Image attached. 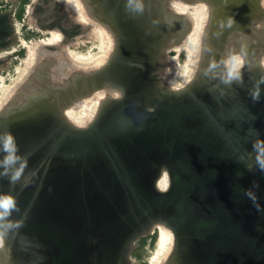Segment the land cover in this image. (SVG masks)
Returning <instances> with one entry per match:
<instances>
[{
    "label": "water",
    "instance_id": "obj_1",
    "mask_svg": "<svg viewBox=\"0 0 264 264\" xmlns=\"http://www.w3.org/2000/svg\"><path fill=\"white\" fill-rule=\"evenodd\" d=\"M181 1L209 11L184 88L157 82L191 26L170 0H84L115 41L108 64L62 85L35 70L0 111L13 264H131L155 222L175 235L167 264H264V0ZM238 52L250 70L227 73ZM96 89L97 117L72 126L62 106Z\"/></svg>",
    "mask_w": 264,
    "mask_h": 264
},
{
    "label": "bare ground",
    "instance_id": "obj_2",
    "mask_svg": "<svg viewBox=\"0 0 264 264\" xmlns=\"http://www.w3.org/2000/svg\"><path fill=\"white\" fill-rule=\"evenodd\" d=\"M59 1L64 3L67 6V8H69L70 11L75 13V15H76L75 18L78 19L79 22L84 23L86 26H89L91 28L90 32H92V35L95 36L98 40H100L99 46L98 45H96V46L102 50V53L94 56L91 52H88L87 54H81L76 49L75 50L67 49L65 51H67L69 53V55H68V59H66L62 56V53H65V51L63 49V48H65L63 45V41L65 39L64 33L62 31H60L59 29H50V32L48 35L49 38H45L42 41L39 40L40 42H37V43H32V44L31 43H28V44L24 43L25 46L28 48V55L23 61L24 66H18V70H17V72L19 73V76L17 78L18 80H16V82L13 86L5 88L6 89L5 96L2 97V100L0 101V106H3L4 102H6L7 99L11 96L13 87H15L16 84H18L20 81H23L26 78V75H27V73H29L30 68H33L34 65L36 66L38 59H39L38 57L40 55H42L41 53L44 51V50L40 49L43 46H55V47L57 46V48L55 50L50 51V54L53 56L54 55H60V58H61L60 61H61L62 65L71 64V62H72V65L74 67L83 68V72L92 73V72H95L97 70H100L101 68H104L108 64V62L111 58V55L114 52V50H113V52L110 54V56L108 58L109 50H111L112 46L115 49V41H114V45H113V39L111 37L110 31L106 27H104V25L101 22L95 20V16H93V14H91V12H89V9L85 5L84 0H82L84 4L80 0H59ZM169 6H171L172 9H174L180 15L186 16L191 22V26L186 30V32H184L185 35L183 36V39L181 40L182 43L180 42L181 43L180 45L176 44V45L171 46L167 49V52L169 49H171L173 47H175L178 52H180L182 49L186 50V60H185L184 66L179 64V65H175V67L174 66L171 67L170 70L165 73V77H163L165 79V82L167 80V82H166L167 84L165 83L163 86H167L169 88H172L171 90L174 89L173 91H175V89L179 90L180 88L188 85L189 82H191V80H193V77H194L196 71L199 70V68H200L198 58L200 55V46H201L202 34L204 32L205 24L209 18L208 17L209 11L207 14V11H206L208 9L207 5H205L204 3H200V2L194 3V4L193 3L189 4V3H185L181 0H170ZM203 24H204V26H203V32H202V25ZM183 29H185V27ZM66 48H67V46H66ZM48 51L49 50H47L46 54L49 55ZM235 57H236L238 63L240 64V59H239L240 57H238L237 55H235L234 58ZM263 57H261L260 62H262V61L264 62ZM107 59H108V61L106 62ZM171 62L175 63L174 59H171ZM103 63H105V64H103ZM163 63H165V66H163L161 68V70H164L163 68L167 66V63H168L167 59H166V61H163ZM238 63L236 65L232 66V67H234V70H229V72L225 69H223V70H225L227 73H230V74H234L235 72H239V70H236V68L239 67ZM101 64H103V65H101ZM98 65L99 66L101 65V66L97 70H94L93 68H96V66H98ZM251 65L252 64H249V66L247 67L245 64L244 70H246V69L250 70L249 67ZM86 66H87V69H89V70L85 69ZM58 67H60V64ZM68 68H70V67H68ZM54 69H56V68H54ZM57 70H60V69H57ZM205 70H207V69L205 68ZM39 71H41V70H39ZM161 73H162V71H161ZM0 81H1L0 82V91H1L3 86H4V83H5L4 77H2ZM157 82L161 85L160 79H158ZM178 86H179V88H178ZM21 89H22V87H21ZM21 89H19V90L17 89V92L15 93V96L13 98L18 97V94L21 93V91H22ZM99 95H102L101 97L103 98L104 92L97 90V89L94 90V93L89 95V96H88V94L77 95L73 99L72 103H65L62 106L63 110H64V115L66 116V118L68 117L67 118L68 120H70L69 118H72V120H74L76 123H79V122L84 123L85 122L83 124V127L86 124L88 125L90 122H92V119H94L99 106H101L102 100H101V98H98V97H100ZM90 97L93 98V100L91 102H89ZM73 103L77 105L75 108L71 107V105H70ZM69 123L71 124V122H69ZM71 125L75 126L73 124H71ZM75 127H77V126H75ZM84 128H86V127H84ZM169 184H170V181H169L167 172H163V174L159 173L154 178L155 188H157L160 191L167 190L169 187ZM148 231H149V233L158 232V237H157V241L155 244L156 247L154 248V250L152 252V256L150 258V264H167L166 262H167L170 254L172 252V249H173V246L175 243V235H174L173 231L171 230V228L169 226H167L166 224H164L162 222H155L153 225H151V227L149 228ZM2 234L3 233H0V264H9L10 258L8 259L6 257V255L7 254L11 255L10 253L13 254V252L9 250L10 248H9V244L7 243V238H5ZM5 242H6V244H5ZM5 245H7L6 251H5ZM12 259H13V257L11 258V262L13 263ZM11 262H10V264H11Z\"/></svg>",
    "mask_w": 264,
    "mask_h": 264
},
{
    "label": "flooded vegetation",
    "instance_id": "obj_3",
    "mask_svg": "<svg viewBox=\"0 0 264 264\" xmlns=\"http://www.w3.org/2000/svg\"><path fill=\"white\" fill-rule=\"evenodd\" d=\"M10 1H12V3H10ZM14 1H17L18 4H15ZM40 7H41L40 1H38V0H0V70H18V66L23 63L24 59L28 55V48L25 46L24 43H26V44L31 43L32 44V43L40 42L45 38H49L48 35L50 32V29H52V27H56L55 25L52 24L53 23L52 20L45 18L47 15V13H46L47 10H43ZM13 9H14V11L11 12ZM24 11H26V15H28V16L32 14V19L28 20V21L23 19L24 21L22 23H20L19 20H21L22 15L24 14ZM206 11L208 14V9ZM62 24H63V22H62ZM110 34H111V32H110ZM64 35H65V39L63 41V45L65 47V48H63L64 51L67 49L73 50L71 47L77 43V41L75 40L77 37L73 36V35L70 36V35H67L65 33H64ZM111 37L113 39L112 34H111ZM113 45H114V39H113ZM66 46H67V48H66ZM40 49L44 50V51L46 50V51L45 52L43 51L41 53L42 55H40L38 57L39 59H38L36 66L34 65L33 68H30V70H57V69L67 70L68 67H70V68L72 67L71 69L68 68L69 70H73V69L74 70H83V68H81V67H74L72 65L71 61H70L71 64H64L65 66L62 65L61 61H60L61 60L60 55H54L53 56L50 54V51H53L56 49L55 46H43ZM47 50H49L48 51L49 55L46 54ZM113 50H115V49L112 46L111 50H109L108 58H109L110 54L113 52ZM170 51H168V52H170ZM171 53H170V55H171ZM68 55H69V53L67 51H65V53H62V56L66 59H68ZM235 55H237V54L236 53L235 54L229 53V54L224 56L223 69L227 70L228 72H229V70H234V67L231 66L230 61H231V57H234ZM199 57H200V55H199ZM177 58H178V55H175L172 58H170V59H174L175 63L171 62L170 65L163 68L165 71L162 70V75L160 78L162 86L167 82V80L165 82V79L163 78V77H165V73L167 71H169L171 67H173V66L175 67V65H179V63L177 62ZM56 59L57 60L59 59L58 60V66L60 64V67L56 66V67L52 68L50 63H51V61H57ZM107 61H108V59L106 60V62ZM198 62H199V58H198ZM105 63H103V64H105ZM260 63L262 65V67L264 68V62L262 61ZM103 64H101V65H103ZM100 66L98 65V66H96V68H93V69L97 70ZM244 67H245V62L243 63L240 60L239 67L236 68V70H240V69L244 70ZM54 68H56V69H54ZM85 69H87V68H85ZM87 70H89V69H87ZM184 87H182V88H184ZM175 91H177V89H175ZM93 93H94V91L91 92V94H93ZM99 96L100 97H98V98H101V100H103L104 97L102 98L101 97L102 95H99ZM13 99L11 98L10 100H13ZM92 100H93V98L90 97L89 102H91ZM76 106L77 105L74 103L71 104V107L75 108ZM5 107H2V108L4 109ZM99 108H100V106H99ZM99 108L97 110V113H96L94 119L98 115ZM69 119H70L69 121L71 122V124H73L79 128L87 127L94 121V119H92V122H90L88 125L86 124L83 127V124L85 122L79 124V123H75L74 120H72V118H69ZM5 244H6V242H5ZM6 247H7V245H5V251L7 250ZM10 254L11 255L7 254L8 256L6 255V257L8 259L10 258L9 260L11 262V258L13 257V254L12 253H10ZM10 262H9V264H10ZM11 264H13V263L11 262Z\"/></svg>",
    "mask_w": 264,
    "mask_h": 264
},
{
    "label": "rangeland",
    "instance_id": "obj_4",
    "mask_svg": "<svg viewBox=\"0 0 264 264\" xmlns=\"http://www.w3.org/2000/svg\"><path fill=\"white\" fill-rule=\"evenodd\" d=\"M40 1L41 9L47 10L46 13V19L52 20V24L56 27H52V29H59L60 31L64 32L67 35L70 36H76L75 39L77 43L72 46L71 48L74 50L76 49L81 54H87L88 52H91L94 56L99 55L102 53V50L98 48L96 45L99 46L100 40H98L95 36L92 35V32H90V27L86 26L84 23L79 22L78 19H76V15L74 12L70 11L67 6L60 2L59 0H38ZM82 1V0H80ZM37 2V1H36ZM12 3V1H10ZM15 4H18L17 1H14ZM83 3V1H82ZM84 4V3H83ZM15 6V5H14ZM15 9V8H14ZM14 9L11 11L13 12ZM9 12V11H8ZM25 19L26 21L32 19L31 15H26V11H24V14L22 15L21 20H19L20 23H22ZM63 22V24H62ZM205 24V23H204ZM202 25V32H203V26ZM21 25V24H20ZM105 27V26H104ZM182 43V42H181ZM181 43L177 44L180 45ZM57 48V46H56ZM171 50V51H170ZM167 52V66L170 65L171 59L173 56L178 55L177 62L184 66L185 60H186V50L182 49L180 52H178L175 47L169 49ZM172 52V53H171ZM171 53V55H170ZM237 56L240 57L239 59L244 63L245 60L243 59V56L240 54V52L237 53ZM263 57V56H262ZM264 59V57H263ZM231 66H234L238 63L236 57H231ZM239 64V63H238ZM50 65L52 67L58 66V60L57 61H51ZM19 66H24V64H20ZM87 68V66L85 67ZM232 68V67H231ZM34 70H30L29 73H27L26 78L23 81H20L18 84L15 85L12 89L11 96L7 99L6 102H4L3 106H0V111L3 110L2 107L9 106V104L15 100L13 99V96H15L14 93L17 92V89H21L23 86V82L30 78V76L33 74ZM65 73H63V72ZM50 72V82H52L55 85L58 84H64L67 82L72 76L76 74H80L83 72V70H49ZM32 73V74H31ZM63 73V74H62ZM19 73L17 70H0V77H4L5 83L0 91V101L2 100V97L5 96L6 87H11L15 84L16 80H18ZM35 76V75H34ZM0 78V80H1ZM31 81V80H30ZM1 82V81H0ZM179 87V86H178ZM5 89V90H4ZM181 89V88H180ZM104 91V90H100ZM104 96H107L104 91ZM13 100H10V99ZM104 99V98H103ZM71 105V104H70ZM74 109V108H73ZM2 112V111H1ZM75 122V121H74ZM76 123V122H75ZM81 122H79L80 124ZM158 237V232L148 233L146 235L141 236L138 238L135 243L134 247L131 250L130 258H131V264H150V258L152 256V252L154 248L156 247V241Z\"/></svg>",
    "mask_w": 264,
    "mask_h": 264
},
{
    "label": "clouds",
    "instance_id": "obj_5",
    "mask_svg": "<svg viewBox=\"0 0 264 264\" xmlns=\"http://www.w3.org/2000/svg\"><path fill=\"white\" fill-rule=\"evenodd\" d=\"M12 142V137L9 136L6 143H5V149L10 150ZM12 158L9 157V160ZM19 173H17V176ZM15 206V200L11 196L6 197H0V217L6 215L13 207Z\"/></svg>",
    "mask_w": 264,
    "mask_h": 264
}]
</instances>
